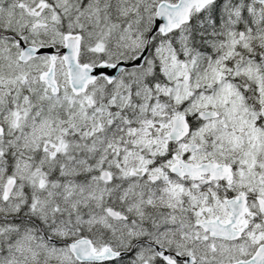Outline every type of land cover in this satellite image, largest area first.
Segmentation results:
<instances>
[{
    "label": "snow or ice",
    "instance_id": "6c2138e0",
    "mask_svg": "<svg viewBox=\"0 0 264 264\" xmlns=\"http://www.w3.org/2000/svg\"><path fill=\"white\" fill-rule=\"evenodd\" d=\"M0 264H264V0H0Z\"/></svg>",
    "mask_w": 264,
    "mask_h": 264
}]
</instances>
